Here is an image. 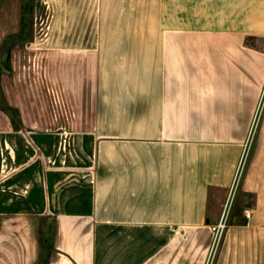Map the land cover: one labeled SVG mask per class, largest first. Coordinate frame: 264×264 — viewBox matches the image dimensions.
Here are the masks:
<instances>
[{
	"label": "crops",
	"instance_id": "1",
	"mask_svg": "<svg viewBox=\"0 0 264 264\" xmlns=\"http://www.w3.org/2000/svg\"><path fill=\"white\" fill-rule=\"evenodd\" d=\"M36 1L19 41L0 0V264H264V0Z\"/></svg>",
	"mask_w": 264,
	"mask_h": 264
},
{
	"label": "trees",
	"instance_id": "2",
	"mask_svg": "<svg viewBox=\"0 0 264 264\" xmlns=\"http://www.w3.org/2000/svg\"><path fill=\"white\" fill-rule=\"evenodd\" d=\"M33 3H34L33 0L24 1L23 8H22L21 33L18 36L10 37V39L19 40V41H22V40L25 41V40L31 39L32 34H33L32 21H31V18L34 15V6L32 5ZM11 113L14 116L13 112ZM53 236L54 234H53L52 229L46 234L45 233L41 234V240H40L41 249L49 250V255L53 250V243H52ZM48 259L49 258H46V260L43 261V264L44 263L46 264Z\"/></svg>",
	"mask_w": 264,
	"mask_h": 264
},
{
	"label": "built area",
	"instance_id": "3",
	"mask_svg": "<svg viewBox=\"0 0 264 264\" xmlns=\"http://www.w3.org/2000/svg\"><path fill=\"white\" fill-rule=\"evenodd\" d=\"M249 217L250 216L247 213V218H249ZM228 222H229V214L225 213V215L223 216L220 223L217 225L216 228H214V231H215L214 249H215V251L218 248V245L220 244L221 239L223 238V235H224V233L228 227Z\"/></svg>",
	"mask_w": 264,
	"mask_h": 264
},
{
	"label": "rangeland",
	"instance_id": "4",
	"mask_svg": "<svg viewBox=\"0 0 264 264\" xmlns=\"http://www.w3.org/2000/svg\"><path fill=\"white\" fill-rule=\"evenodd\" d=\"M25 0H23V2H24ZM34 1V3L32 4L33 6H34V12L36 11L35 9H36V5H37V1L36 0H33ZM35 13H34V15L32 16V18H31V21H32V29L33 28H35V23H36V18H35Z\"/></svg>",
	"mask_w": 264,
	"mask_h": 264
}]
</instances>
